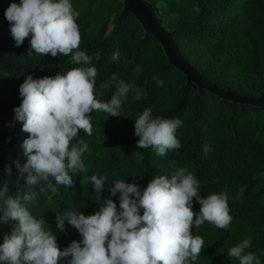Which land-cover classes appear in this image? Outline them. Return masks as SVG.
Masks as SVG:
<instances>
[{
    "label": "trees",
    "instance_id": "1",
    "mask_svg": "<svg viewBox=\"0 0 264 264\" xmlns=\"http://www.w3.org/2000/svg\"><path fill=\"white\" fill-rule=\"evenodd\" d=\"M154 6L156 0H149ZM11 0H0V18L7 31L0 36V186L7 185L8 194L23 196L38 192V199L26 202L29 210L43 219L54 235L67 234L79 241L77 229L65 221V230L56 228V216L68 209L90 215L98 209L104 197L117 203L119 193L110 196L109 189L115 179L136 183L144 188L157 175L169 178L175 168L182 167L194 174L200 182V196L226 192L230 212L240 213L239 221L229 228H217L205 223L193 228L195 235L204 239L219 264H238L227 255V250L242 239L251 238L247 251L255 252L264 264V109L240 102L222 99L208 91L199 90L187 83L186 76L167 63L161 46L151 36L144 37L137 20L131 15L124 18L108 32L112 14L121 8L118 0H72L80 15L77 23L81 33L80 48L87 54L100 53L93 59L97 68L95 94L101 102H110L120 81L145 91L140 100L130 92L124 100L121 114L111 116L103 111H93L92 135L80 130L77 141L88 145L82 154L84 171L73 173V184L55 185L56 190L31 188L24 177L18 175L14 161H25L22 141L28 136L21 130V123L14 120L13 108L21 102L19 85L26 76L42 78L67 71L73 65L70 57L61 54L38 55L25 38L19 49L9 31L4 11ZM19 2V0H16ZM172 10L168 28L174 31L173 39L182 56L208 80L223 89L234 87L223 76L216 75L211 66L192 60L194 54L206 42H220L239 36V26L244 22L245 31L253 33L264 42V0H166ZM236 11L237 14L227 16ZM238 25V28H232ZM130 26V27H129ZM18 51H21L18 53ZM120 53L113 61L112 54ZM31 53V55H29ZM256 51L248 55L247 65L255 77L260 76V61ZM143 71L135 73L136 66ZM225 71V70H224ZM224 72H222L223 74ZM155 78L164 85L156 84ZM242 94V93H239ZM242 95L264 96V88L250 90ZM150 107L153 116L179 118L183 121L176 136L181 142L177 150L159 156L151 149L137 147L134 133L135 117ZM9 122H11L9 124ZM204 146L210 151L205 152ZM143 157V159H141ZM11 167V175L5 173V165ZM26 175V174H25ZM92 175H107L108 180L96 200ZM43 183V182H42ZM23 202V201H22ZM200 208L193 198V211ZM13 222L0 224V242L10 234ZM62 264V263H61Z\"/></svg>",
    "mask_w": 264,
    "mask_h": 264
},
{
    "label": "clouds",
    "instance_id": "2",
    "mask_svg": "<svg viewBox=\"0 0 264 264\" xmlns=\"http://www.w3.org/2000/svg\"><path fill=\"white\" fill-rule=\"evenodd\" d=\"M79 15L72 0H11L4 11L17 46L29 38L36 54H64L73 65L54 76H26L18 90L21 102L13 108L14 120L28 133L21 143L26 159L22 165L19 160L14 164L26 184L38 187L40 193L55 191L52 181L57 186L72 185L71 174L85 170L82 154L88 145L73 141L80 130L92 135L91 112L119 116L130 92L135 100L146 95L144 90L120 81L110 102L97 99L98 72L93 59L98 60L100 53L89 55L80 48ZM120 58L119 51L111 57L113 61ZM134 71L139 74L143 68L138 65ZM154 79L164 85L162 79ZM182 123L179 118L154 117L150 107L144 108L135 117L137 147L151 148L159 156L179 149L176 132ZM204 151H210L209 146H204ZM4 170L11 175L10 166L6 164ZM90 179L99 200L108 177L92 175ZM111 184L110 196L119 193V207L104 197L90 215L68 209L56 216L57 229L63 232L67 221L81 236L63 249L44 220L27 207L26 202L38 199V192L12 196L7 185L0 186V224L13 222L10 234L0 242V264H61L65 259L67 264H195L205 243L193 234V228L207 222L223 229L233 219L228 194L200 196L198 178L182 167L175 168L170 178L155 176L144 188L119 178ZM193 198L200 205L195 213ZM251 246V238L242 239L227 250V255L238 264H262L259 255L247 251Z\"/></svg>",
    "mask_w": 264,
    "mask_h": 264
},
{
    "label": "rangeland",
    "instance_id": "3",
    "mask_svg": "<svg viewBox=\"0 0 264 264\" xmlns=\"http://www.w3.org/2000/svg\"><path fill=\"white\" fill-rule=\"evenodd\" d=\"M154 8L158 15L165 21V24L168 25L172 7L169 6L166 0H156ZM234 14H237V12L233 10L232 13L227 16L231 17ZM7 26L8 25L2 21V18H0V36L6 33ZM232 28H238V25ZM238 30V37L232 36L230 39H225L220 42L204 43L196 53L191 54V59L199 60L201 63L203 62L202 64L211 66L216 75L225 78L222 82L230 84L234 87V90L243 94L249 93L250 90L256 88H264V42L253 33L252 29H247L245 31L244 22L241 23ZM110 31L112 30L108 29V32ZM19 48L20 46L16 45V49ZM255 51V57L261 64L259 77H255L251 68L246 64L248 55H251V53ZM19 52L21 51H18V53ZM222 72L224 73L222 74ZM261 203L264 206V192L261 195ZM230 215L233 217L230 225L234 222L237 223L241 216L238 211L230 212ZM229 226L227 228H229ZM55 236L57 245L61 249L68 246L72 241L71 237L67 234L58 232ZM218 261L216 255H214L208 247L204 246L195 264H219ZM61 263L67 264V260H62Z\"/></svg>",
    "mask_w": 264,
    "mask_h": 264
},
{
    "label": "water",
    "instance_id": "4",
    "mask_svg": "<svg viewBox=\"0 0 264 264\" xmlns=\"http://www.w3.org/2000/svg\"><path fill=\"white\" fill-rule=\"evenodd\" d=\"M120 10L110 18L109 29L113 30L124 18L133 16L140 24L143 36H151L161 46L167 63L174 66L186 76L187 83L195 84L199 90L208 91L222 99L240 102L264 109V96L242 95L223 89L208 80L200 71L192 66L180 53L174 39V31L170 30L165 21L158 15L149 0H118Z\"/></svg>",
    "mask_w": 264,
    "mask_h": 264
}]
</instances>
